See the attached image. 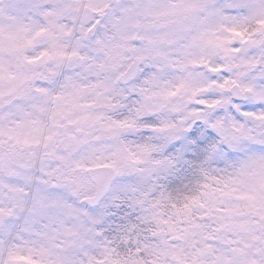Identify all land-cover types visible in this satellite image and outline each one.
<instances>
[{
	"label": "snow or ice",
	"instance_id": "6c2138e0",
	"mask_svg": "<svg viewBox=\"0 0 264 264\" xmlns=\"http://www.w3.org/2000/svg\"><path fill=\"white\" fill-rule=\"evenodd\" d=\"M0 264H264V0H0Z\"/></svg>",
	"mask_w": 264,
	"mask_h": 264
}]
</instances>
